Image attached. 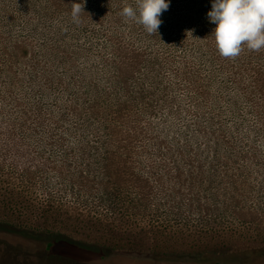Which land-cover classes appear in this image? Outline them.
I'll use <instances>...</instances> for the list:
<instances>
[{
	"label": "rangeland",
	"instance_id": "rangeland-1",
	"mask_svg": "<svg viewBox=\"0 0 264 264\" xmlns=\"http://www.w3.org/2000/svg\"><path fill=\"white\" fill-rule=\"evenodd\" d=\"M23 1L0 9V33L37 54L16 51L12 86L0 51V206L36 236L0 232V264H264V99L249 90L264 50L213 59V0H168L154 35L121 15L136 0H83L79 24L31 11L33 26ZM28 58L62 77L48 97L32 93ZM13 97L32 117L42 106L41 127L21 128Z\"/></svg>",
	"mask_w": 264,
	"mask_h": 264
},
{
	"label": "trees",
	"instance_id": "trees-1",
	"mask_svg": "<svg viewBox=\"0 0 264 264\" xmlns=\"http://www.w3.org/2000/svg\"><path fill=\"white\" fill-rule=\"evenodd\" d=\"M9 1L8 4L4 3V1H0V9L3 10V8L5 9L4 11V15L6 16L8 15V11L10 9V4L14 3V0H7ZM106 2V1H104ZM23 5L25 8V16L29 17V24L30 26H33V21L30 18V13L31 11L34 13H37L43 16V18L47 15L50 19V17H54V15L52 16V14L56 11V13L61 12L62 10L67 11L69 14H71V9H68V1L67 0H24L23 1ZM108 5V4H107ZM66 7V8H65ZM51 13V14H50ZM67 16V15H66ZM84 16L86 17L85 14H81V22L84 18ZM55 18V17H54ZM68 18H70L68 16ZM67 18V20L69 21V19ZM7 21V20H5ZM190 23H192V21H190ZM7 25V24H6ZM10 25V24H9ZM35 29L38 30V28H36L35 26L33 27ZM154 35V34H153ZM8 36L6 35H2L0 33V42H1V46H0V51L3 52L4 56L7 57V64L8 62H10L7 65V68L5 69L6 75L9 79V82L11 83L12 86H18L22 83V79L19 76V73L15 72V70H13V59L19 61L17 59V56L15 55L16 51L20 48L21 53L23 55V53L30 52V49L33 51V53H35L34 51V44L32 43V41H24L23 44H20L19 42H14L11 43V41L8 40ZM209 42V41H207ZM211 42V40H210ZM207 44V48L209 50V52L212 54L211 57L213 59H218V56L214 55V52L218 51L215 45V42L210 43L211 45H209L208 43H204ZM213 46V47H212ZM22 48H23V52H22ZM48 55H51L52 53L55 52V48L53 46H48L46 49ZM63 53L66 54V52L63 51ZM255 54H257V52H255ZM260 54V53H259ZM144 53H139L138 55L132 57L131 59L133 60L131 67H129V69L127 70L128 72H130V77L131 76H135V73L137 74L138 71H136L138 68V66L140 65V63L143 61L144 59ZM28 56V55H27ZM64 56V55H63ZM4 57V58H5ZM37 54H33V58H36ZM12 58V59H11ZM33 58H28L29 62H31V65L29 64H24L25 66H29L31 67V73L29 71V80L32 84V93L37 94L36 97H48L49 96V91L52 90L55 86V84L57 85H62L63 84V79L62 77H51L50 73V68L47 67H41V69H36L35 67L38 65V62H34ZM70 56H68L67 54L64 57L60 58V63H64V64H70L69 60H70ZM158 58V57H157ZM224 58V57H223ZM159 59V58H158ZM123 66L122 65L119 68L116 69L117 75H116V79H115V83L118 84L120 87H123L124 90L126 88L127 93L131 92V90L128 88L126 82L128 80H125L128 78L126 71L123 70ZM159 65L154 63V61H149V68H151L150 71H152V75L154 77V75L157 73V67ZM246 67V66H245ZM252 67H250L249 69H251ZM36 69V70H34ZM67 69V68H66ZM253 75H252V79H251V87H249L250 92L252 93L253 91H259L260 93L263 94V99H264V74L256 68L252 69ZM24 74V73H23ZM125 78V79H124ZM71 81L74 82L75 80L72 78L71 76ZM135 82V81H134ZM137 87L136 92L138 93H143L144 92V83H136L135 85ZM125 90V91H126ZM137 97V96H136ZM123 98V97H122ZM14 102L16 103V105H19L20 107L25 108V111H23L21 118H22V126L21 128L23 130H26L29 128V124L28 122H31V118L34 122V124L37 127H41L42 124V114H43V109L42 106L39 104L35 105V115L34 117L30 116L27 111L29 110V112L32 110L31 106L30 107H26L23 106L24 104L18 99L13 97ZM121 99V98H120ZM57 101V100H56ZM55 104V103H54ZM119 105H124V104H119ZM55 106V105H54ZM67 112L65 114H73L75 116H77L78 118H80V112L79 109L77 107V105L75 103H70L67 106ZM94 108L93 105H91V109ZM95 112H97L96 110H94ZM70 114V115H71ZM118 116L122 117L121 119H119L118 121H122L123 120V115L120 113ZM39 123V124H38ZM107 128H109V131L112 133H114L115 131H118V126L116 125H107ZM35 129V128H34ZM83 129L85 130H91L93 129V125H91L90 123H83ZM44 130V129H43ZM2 208V209H1ZM6 210V207H4V205H2V207L0 206V213L2 214H6L5 217H3L4 215L0 214V232H6V233H18V234H22L23 236H27V237H35L36 235H34V230H31V228L27 225V223L25 222H18V221H14V218L12 217V214L10 215ZM40 234V233H39ZM38 235V234H37ZM71 242H76L77 244H84L86 243L85 241L82 240H75L73 238H71L70 240Z\"/></svg>",
	"mask_w": 264,
	"mask_h": 264
},
{
	"label": "clouds",
	"instance_id": "clouds-1",
	"mask_svg": "<svg viewBox=\"0 0 264 264\" xmlns=\"http://www.w3.org/2000/svg\"><path fill=\"white\" fill-rule=\"evenodd\" d=\"M169 9L168 0H136L135 7H123L121 15L142 25L150 35L156 34L162 21L160 16ZM84 3H73L71 17L81 22ZM216 25L213 33L220 56L238 58L245 48L248 51L264 50V0H213L207 13Z\"/></svg>",
	"mask_w": 264,
	"mask_h": 264
}]
</instances>
